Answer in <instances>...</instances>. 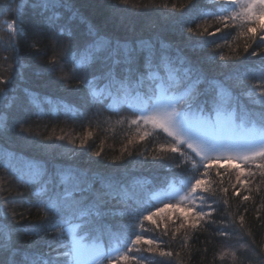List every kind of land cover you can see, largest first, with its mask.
Instances as JSON below:
<instances>
[{"label": "snow or ice", "instance_id": "6c2138e0", "mask_svg": "<svg viewBox=\"0 0 264 264\" xmlns=\"http://www.w3.org/2000/svg\"><path fill=\"white\" fill-rule=\"evenodd\" d=\"M206 2L216 11L204 12L200 0H190L187 13L179 10L180 15L166 26L178 33L187 48L196 51L210 45L219 48L217 34L229 27L228 21L243 19L245 31L241 35L251 36L256 44L250 52L251 45L244 48L246 55L240 60L245 65L243 71L233 64L228 75L212 77V68L205 60L184 55L178 46L108 38L96 24L82 33L80 25L87 20L84 10L99 7L95 0H9L4 6L0 15L11 17L4 21L11 38L7 48L11 57H2L7 74L0 73V133L10 130L15 112L18 135L30 139L36 135L30 117L39 120L48 115L35 92L24 89L18 94L14 87L29 68L18 51V38L31 32L34 39L29 48L47 57L46 71H63L67 65L68 71L59 79L65 87L75 80L74 91L83 93L89 104L109 107L108 102L121 94L143 96L144 105L130 123L150 125L167 134L171 138L167 151L173 154L183 157L185 150H190L192 160L181 159L175 167L190 163L193 175L174 193L162 192L163 198L154 203L151 197L145 199L132 192L129 181L112 173L105 176L91 167L76 166L49 172L46 167L29 165L19 179L23 186L31 187L32 200L21 202L43 212V219L31 224H24L23 214L8 207L20 193H13L12 183L0 178V264H145L154 257L136 255L142 246L150 254L168 258L157 264H183L177 259L178 252L174 255L162 245L168 244L164 237L170 231L175 239L176 233L189 228L197 234L203 228L210 237L225 242L236 238L237 244L225 253L232 257V264H264V241L257 244L251 228L245 227L243 213L248 208L238 215L230 210L231 197L250 201L252 187H247L243 196L241 189L255 185L257 176L264 178V163H257V159L264 161V0ZM121 3L127 8L129 0ZM213 18L221 26L210 30L206 21ZM104 23L113 29L125 26L118 16L106 17ZM45 39L53 42L51 55L38 46ZM43 103L51 105L52 101L45 97ZM50 111L59 113L61 106ZM75 112L83 115L80 109ZM239 114L252 118L250 128L245 126L246 119L237 122ZM45 140L51 147V142H63L65 137L49 135ZM83 144L81 141V147ZM69 152L75 155L74 150ZM234 160L239 165L230 193L226 182H231L229 169L233 166L229 163L222 171L220 161ZM243 165L250 166L247 175ZM252 165L257 171L251 170ZM255 190L259 194V188ZM168 210L175 214V220L172 214L162 215ZM256 219L264 227L259 214ZM145 221L159 236L147 234ZM22 236L35 237L27 249L43 247L46 251L22 249L17 244ZM188 239L185 236L184 247Z\"/></svg>", "mask_w": 264, "mask_h": 264}, {"label": "trees", "instance_id": "16d2710c", "mask_svg": "<svg viewBox=\"0 0 264 264\" xmlns=\"http://www.w3.org/2000/svg\"><path fill=\"white\" fill-rule=\"evenodd\" d=\"M95 2L99 4V7L84 10L87 20L86 23L80 25L82 33L86 32L90 25L96 24L100 26L101 34L108 38L133 43L140 40L163 41L165 44L178 46L184 50V55L193 59L205 60L212 68L209 73L212 77L223 78L228 75L232 71L231 65L233 64L238 65L243 71L245 65L241 64L240 60L246 55L245 46L251 45L249 52L256 47L251 36L241 35L245 31V21L240 19L235 22L228 21L229 27L217 34L216 42L220 45L219 48H216L215 45L196 51L187 48L178 33L170 31L166 25L173 17L180 15L179 10L183 9L187 13L190 0H129L127 8L121 3V0H95ZM8 3L9 0H0V12H4V6ZM200 7L204 12L216 11L206 0H200ZM117 16L125 22L123 28L113 29L111 25L104 23L106 17ZM10 18L9 15H0V41H2L0 43V73L3 74H7L5 73L7 64L2 57L5 55L11 57V53L7 50L10 47L11 38L4 26V21ZM201 23L204 22L201 21ZM206 24L211 25L210 30L221 26L214 18L208 19ZM259 33L260 29L257 28V35ZM33 39L31 32L28 37L18 38V51L25 57L24 63L29 65V68L23 78L17 79L14 87L18 94H22L24 89L35 92L40 97L43 110L48 115L42 116L39 120H36L34 116L30 117L32 131L36 134L30 139H24L18 135L15 127V112L12 114L10 130L0 133V178L12 183L13 193H20L14 197L16 202L9 204L8 207L23 214L22 222L24 224H31L43 219V212L40 209L31 207L29 203L21 202L32 200L31 187L23 186L19 179L26 172L25 166L38 165L41 169L46 167L49 172L68 166H76L81 169L91 167L93 172L105 176L112 173L125 180L137 177L146 178V180L149 179L148 185L151 191L146 195H148L147 198L151 197L154 203L163 198L161 193L157 195L158 189L166 192V188L173 185L180 188L181 183L193 175L190 163L179 168L175 167V164L180 163L181 159L192 160L190 150H185L183 157L173 154L167 151L171 143V138L167 134L159 129H153L150 125L137 126L130 123L141 109L142 102V106L144 105L143 96L127 93L125 97H128L124 99V94H121L108 102L109 107L89 104L83 93L74 91L75 80H71L65 87L64 81L59 79L68 71L67 65L63 71H46L49 67L46 63L47 57L41 56L29 48ZM52 43L45 39L38 46L51 55ZM220 56L225 59L221 61ZM45 97L51 99V105L43 103ZM57 105L61 106V111L59 113L51 112L50 109ZM64 105L68 107H64ZM69 108L73 110L69 111ZM75 109H80L83 115L78 116ZM238 117H243V114H239ZM249 119L252 120L251 117ZM145 132L149 134L144 136ZM49 135L53 137L63 135L65 140L63 142L54 140L51 142L53 146L49 147L50 142L45 140V137ZM141 136H144V139H140ZM81 141H84L83 147H81ZM69 149L74 150V156L70 154ZM97 152L100 153L99 156L95 155ZM229 163L233 166L229 169L232 179L230 183L226 182V186L230 188L231 193V184L236 182L235 169L239 165V161H220L221 170L223 171ZM257 163H264V161L257 159ZM169 164L172 167H165ZM249 167V165H243L245 175H247ZM251 170L257 171L254 165L251 166ZM243 178L241 177V179ZM262 181L264 178L257 176L255 185L241 189V196H243L247 187H252L250 201L242 202L240 197L230 198V210L234 214L238 215L243 212L245 207L248 208V211L243 213L245 227L251 228L253 239L257 244L264 241V227H261L260 221L256 219L259 214L264 220V182ZM257 187L260 190L259 194L255 190ZM175 202L171 201V203ZM196 203L199 204L200 201L197 200ZM159 206L163 207L162 204ZM2 212L3 209H0V213ZM169 214H172V219L175 220V214L171 213V210L162 215ZM213 218H215V214ZM154 219L156 218L154 217ZM117 220H113L112 223H116ZM144 226L148 230V235L159 236V232H153L154 226L150 222L145 221ZM169 227L171 230V222H169ZM204 227L206 228L207 225ZM185 236L189 237L187 247L183 246ZM34 238L33 236H22L17 244L29 252L46 251L43 247L27 249L28 242ZM48 239L51 240L52 237L49 236ZM164 240L168 242L167 245H162L164 250L173 251L174 255L178 252L177 259L183 264H232V257L225 253L229 246L237 244L236 238L225 242L220 238L210 237L203 228L198 234L190 228L182 229L176 233L175 239H171L170 231L169 236H165ZM105 246H107V240H105ZM145 247L142 246L141 251L136 253L138 256L154 257V259L147 260L145 264H157V261L168 259L146 252ZM222 256L223 259H221Z\"/></svg>", "mask_w": 264, "mask_h": 264}, {"label": "rangeland", "instance_id": "374dc122", "mask_svg": "<svg viewBox=\"0 0 264 264\" xmlns=\"http://www.w3.org/2000/svg\"><path fill=\"white\" fill-rule=\"evenodd\" d=\"M125 95L127 94H124L123 97L124 99H126V96ZM137 104H139V102H137ZM143 104V102H142ZM141 104V108L143 107ZM241 116V115H240ZM240 119H246V127L250 128L251 125H252V120H250L249 118H245V117H237V122H239ZM28 167L29 166H25L24 167V170L27 171L28 170ZM130 182V190L132 192H134L135 194L137 195H142L144 198H147L148 195H146L147 193H151V191L149 190V179L146 180V178H142V177H137V178H134V179H129L127 180ZM135 181H139V183H132V182H135ZM179 187L178 186H170L168 188H166V193L168 194H171V193H174L176 189H178ZM164 191L162 190H157V195H159V193H162ZM106 240V238H105Z\"/></svg>", "mask_w": 264, "mask_h": 264}]
</instances>
